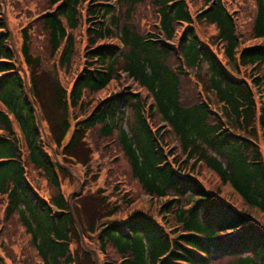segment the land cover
I'll use <instances>...</instances> for the list:
<instances>
[{
  "label": "trees",
  "instance_id": "trees-1",
  "mask_svg": "<svg viewBox=\"0 0 264 264\" xmlns=\"http://www.w3.org/2000/svg\"><path fill=\"white\" fill-rule=\"evenodd\" d=\"M188 1L45 0L48 11L20 29L16 49L0 0V264L14 262L15 237L30 241L22 264L35 254L40 264H93L85 237L103 264H264V0H254L249 38L224 0H201L194 14ZM146 2L153 31L138 21ZM201 22L214 28L220 54L196 34ZM59 70L75 76L71 86ZM121 74L135 89L90 104ZM105 139L149 209L125 212L130 201L104 188L82 195L85 179L63 194L61 180L73 177L58 156L89 168ZM80 195L83 218L72 203ZM95 205L107 206L96 221Z\"/></svg>",
  "mask_w": 264,
  "mask_h": 264
},
{
  "label": "rangeland",
  "instance_id": "rangeland-1",
  "mask_svg": "<svg viewBox=\"0 0 264 264\" xmlns=\"http://www.w3.org/2000/svg\"><path fill=\"white\" fill-rule=\"evenodd\" d=\"M4 1H5L4 9H8V13L6 14V17L9 23V29L12 31L13 36H14L12 40L13 42L12 45L16 49H19L20 29L23 26H25L31 20L32 17L36 16V14L38 13L42 14L43 12L48 11V7L46 6V3H44L45 0H4ZM224 1L226 2V6L231 11L235 12L233 15L237 17L236 23L238 25V30L240 31V33L247 35V38H249V33L251 29V24H252V16L254 14V8H255V3H254L255 1L254 0H224ZM188 4L190 6V11L192 14L198 12L199 10L203 8V4L201 0H189ZM152 10L153 9L150 7L149 3L147 2L143 6L140 7L138 11V18H139L138 21L140 22V26L142 29L146 28V30L148 31L154 30V27L152 26L155 25V21H154ZM24 17L26 18L24 20H21ZM194 28H195L196 34L199 36L201 41L205 42L206 44H209L211 46V49L215 53H218V54L221 53L219 50V46L216 44V41L214 39L215 30L211 25L205 22L195 23ZM35 32H38V31H35ZM73 34L75 35V39L78 40L77 44H79V42L83 43L80 46L78 45L79 49L83 51L85 49L84 48V45H85L84 31L82 32V29L78 27V30L74 31ZM37 42L36 40H32V47L34 48V50H37L35 48V44H37ZM246 43L248 46V45H253L254 43H257V42H255L252 39H248ZM38 46H39V43H38ZM39 52L41 53L42 56H44V54L46 53L45 49L41 47H39ZM50 62L51 60H49V63ZM62 73L63 72L60 70L59 72H57L61 82L68 87L71 86L73 78L75 76L72 73L70 75L68 74L64 76ZM193 73L194 71H192L190 75H192ZM238 74H240L239 76L245 77V72L243 71V69H239ZM118 82L119 84H117ZM198 82L201 84V86H203L205 83V80L198 79ZM119 87H124L125 89H131V88L135 89L134 85H132L131 81L127 79L126 75L121 74V77L119 78L117 82L115 81V83H112L110 85L109 89L101 92L99 95L94 96L92 98L93 101L90 102V104H93V102L97 99L104 98L113 89L116 90ZM209 97L211 98V100L213 99L212 102L214 104L215 103L214 97L213 96H209ZM85 99L88 100V98H85ZM45 107L47 108V116H49L50 114H55V110L50 108L49 104L47 105V101L45 103ZM50 118L57 121L54 116H51ZM44 127L47 132V126L44 125ZM258 138H259L258 139L259 143L261 144L262 139L260 135H258ZM101 141L102 142H100L99 148H102V150L100 151H104V152H102V157H100V155L98 156L97 152L93 150L95 153L94 152L91 153L90 160L88 161V166L90 169L87 167H83L81 165L73 166L74 165L73 162L63 160L60 156H58V160L61 163L66 164L68 166L69 172L71 173V176L73 177L71 179L63 178L61 180V190L63 194L65 196L69 194L71 195L75 189L76 190L80 189L79 185H81L85 179L84 181L85 186L82 190V195L93 194L96 190L104 188L105 190L108 191V193L110 192V190L114 191L113 198L117 202L121 201V197H122V201H124V202L121 201L122 204L123 203L126 204L127 201H130L128 205L132 204V206H130L129 208L122 205V208H124L125 212L131 211L133 208L143 209V210L149 209L148 203H150L151 201L149 202L145 201L149 199H147V197L142 195V192L140 191V189H138L135 183L133 182L130 183V182H127V180H124V178L126 177L125 175L127 174L125 172L126 166L124 167V163L122 161L120 153L118 152V149L114 148L115 143H113L111 139L110 140L105 139ZM95 143H97L96 139L94 141V144ZM263 145L264 144L262 143L261 147H264ZM89 150L91 151V149ZM85 156L88 157L87 154ZM98 165H99V168H98ZM32 175L35 177V180L37 182L36 187L39 191V194L44 197H49L48 192H47L48 189L45 183L40 181L39 177L36 175V172L33 171ZM209 178L210 180L212 179V182H213V177L210 176ZM105 180L108 186L105 183ZM113 188H115V190H113ZM107 191H105V195L107 194ZM117 191L118 193L116 194L115 192ZM125 192H127V195H128L126 196V201H125V195L122 196V194ZM82 195H80L78 199L74 197V199L72 200V203L78 205V212H79L78 214H80L81 216L83 215L82 213L83 210L80 207L81 205L80 202L78 201L80 197H82ZM111 201H113V199H111ZM94 209L96 211L93 214V218H95L94 221H96L102 214L106 212L107 206L105 205L96 206L95 205ZM18 231L23 232L22 228H18ZM83 242L84 243L80 245L82 246V248H84L85 250L88 249V250L94 251V255L92 258L93 264L94 263L103 264L101 262L102 256L99 255L97 248H96V240L93 237H85ZM11 245L12 247L9 249V251L14 254V257H15L13 259L14 262H12L8 258L6 259V257L4 256L5 263L6 264H22L20 263V260L22 262H25L26 255L23 251H26L28 250V248H31L30 241H28L27 239L21 241L20 237H15V244L12 243L7 246H11ZM80 246L78 245V247H76V244H72L71 249L72 250L78 249L80 248ZM75 260H78V259L76 258ZM32 262L33 264H40L39 259L36 258V254H35V257H33ZM225 262H226L225 258L223 259L218 258L217 261H215V263H218V264H224ZM75 264H86V261L83 257H80L77 262L75 261Z\"/></svg>",
  "mask_w": 264,
  "mask_h": 264
}]
</instances>
